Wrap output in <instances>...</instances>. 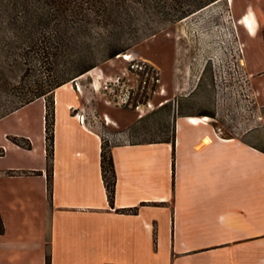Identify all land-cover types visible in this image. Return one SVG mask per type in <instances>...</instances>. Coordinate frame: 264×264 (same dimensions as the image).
Wrapping results in <instances>:
<instances>
[{"label":"crops","instance_id":"crops-1","mask_svg":"<svg viewBox=\"0 0 264 264\" xmlns=\"http://www.w3.org/2000/svg\"><path fill=\"white\" fill-rule=\"evenodd\" d=\"M236 2L237 20L255 18L252 31L241 24L242 64L264 89V0ZM72 107L85 110L77 90L56 86L50 160L43 96L0 116V264H264L260 138L186 116L171 138L116 132L109 202L101 130Z\"/></svg>","mask_w":264,"mask_h":264},{"label":"rangeland","instance_id":"rangeland-1","mask_svg":"<svg viewBox=\"0 0 264 264\" xmlns=\"http://www.w3.org/2000/svg\"><path fill=\"white\" fill-rule=\"evenodd\" d=\"M236 5L214 0L175 20L168 19L169 8L163 14L148 7L121 14L117 25L67 27L68 38L59 44L53 26L23 25L20 8L11 21L0 0V106L55 81L77 83L85 110L72 107L73 114L91 120L106 147L116 132L125 141L171 138L177 116L206 115L214 133L255 134L264 149V89L239 60L244 30ZM79 63L89 66L74 75ZM55 87L44 95L48 109ZM104 113L108 124L101 121Z\"/></svg>","mask_w":264,"mask_h":264},{"label":"trees","instance_id":"trees-1","mask_svg":"<svg viewBox=\"0 0 264 264\" xmlns=\"http://www.w3.org/2000/svg\"><path fill=\"white\" fill-rule=\"evenodd\" d=\"M214 0H3V5L9 12V19L17 21L14 11L20 8L23 12V25L30 27H41L51 25L55 28V38L59 44H64L68 35L65 34L67 27L74 29H84L87 23L95 21L102 24H120L124 20L121 14H127L136 10H145L151 7L154 12L166 14L165 8L172 10L168 19L175 20L184 15L204 6ZM18 10V9H17ZM20 10V11H21ZM152 29L139 34L133 39V42L147 36ZM46 52H49L46 50ZM54 56L56 52L52 53ZM82 62V61H81ZM88 64L79 63V67L74 69V75L79 74L88 68ZM61 81H55L47 89H31L28 95L15 100L12 103L0 106V116L15 109L16 107L34 99L43 96L53 87L60 84ZM53 137V102L48 109L45 100L44 109V139L45 151L48 160L52 153ZM23 145H28V141L18 140ZM100 171L105 187L106 198L109 202L113 198L114 171L112 166L109 147L101 143L100 145Z\"/></svg>","mask_w":264,"mask_h":264},{"label":"bare ground","instance_id":"bare-ground-1","mask_svg":"<svg viewBox=\"0 0 264 264\" xmlns=\"http://www.w3.org/2000/svg\"><path fill=\"white\" fill-rule=\"evenodd\" d=\"M229 2L232 3L233 0H228ZM250 15H246L244 14L242 17H241V20L240 22L243 24V26L247 29V28H250V30L252 31L253 30V25L255 23V18L253 16V13H249ZM125 58H128L130 55L128 54H123ZM75 89L77 91L80 90V86L79 84H77V87H75ZM188 120H190L191 122H197V121H200L201 119H208V116L206 115H202V117H197V116H187L186 117ZM106 119L108 120V122H110V118L108 116H106ZM82 122H83V119H82ZM201 122H205V121H201ZM208 137H204L203 139V142H207L208 141Z\"/></svg>","mask_w":264,"mask_h":264},{"label":"built area","instance_id":"built-area-1","mask_svg":"<svg viewBox=\"0 0 264 264\" xmlns=\"http://www.w3.org/2000/svg\"><path fill=\"white\" fill-rule=\"evenodd\" d=\"M238 53L240 54V63H242V49H241V44L238 46ZM75 87H77V83H75ZM77 118L79 119V121H82V119L84 118L83 117V114H78L77 115ZM206 119H201L200 121H205Z\"/></svg>","mask_w":264,"mask_h":264}]
</instances>
